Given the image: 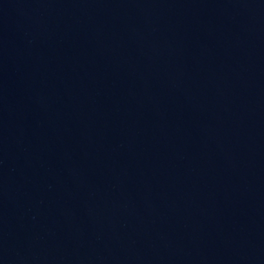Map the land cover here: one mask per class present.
Here are the masks:
<instances>
[{"label": "water", "instance_id": "obj_1", "mask_svg": "<svg viewBox=\"0 0 264 264\" xmlns=\"http://www.w3.org/2000/svg\"><path fill=\"white\" fill-rule=\"evenodd\" d=\"M0 264H264V0H0Z\"/></svg>", "mask_w": 264, "mask_h": 264}]
</instances>
